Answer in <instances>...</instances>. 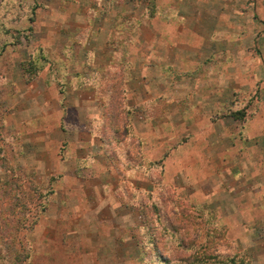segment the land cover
Masks as SVG:
<instances>
[{"label": "rangeland", "instance_id": "1", "mask_svg": "<svg viewBox=\"0 0 264 264\" xmlns=\"http://www.w3.org/2000/svg\"><path fill=\"white\" fill-rule=\"evenodd\" d=\"M182 1L0 0V264H154L146 219L169 264L192 240L204 264H264V0L188 2L215 37L197 71L163 21ZM190 137L216 162L196 184Z\"/></svg>", "mask_w": 264, "mask_h": 264}, {"label": "crops", "instance_id": "2", "mask_svg": "<svg viewBox=\"0 0 264 264\" xmlns=\"http://www.w3.org/2000/svg\"><path fill=\"white\" fill-rule=\"evenodd\" d=\"M189 1L190 0H183L180 3V5H179L180 10H177V15H176V17L174 16L175 18H172L169 21V18H170L169 17V18L164 19L163 21L164 22H174V21L177 22L178 21L179 23H182L183 26L179 30V32L181 31L183 40H182V42H180V43L178 42V44L173 45V46H175L174 47L175 48V50H174L175 57H178V58H175V61L178 60L180 57H183V56H185V58H187V59L192 58V60L195 62L192 63L190 70L191 71H197L201 67V64L204 62L203 59L205 57L209 56L210 52L208 53V55H207V53H204V52H206V49H207V47H209L210 44H213L215 42V37H212L211 34L209 35L207 33H204L203 30L199 29L197 26L189 25L192 22H195L194 17L192 16V14H190L191 10L187 11L189 9L188 8V6H189L188 2ZM201 27L204 28L203 26H201ZM184 45H186V46H184ZM168 50L166 53L164 52L165 54L163 55L162 58H160L161 60H158L157 66L156 65L154 66L153 64H151V65L141 64L140 65L141 68L143 66H145L146 73H141L140 74L141 76H138L136 74L137 72L135 69L133 71L132 80H134V79L136 80V78L139 77V79L144 80V85H146L147 88L148 87L150 88L151 85L150 86L147 85L148 81H150L152 79V77L155 76L156 73L159 72V69L163 65H167V62H165V61L169 57V55H168L169 51ZM177 50H178V52H177ZM198 54H200L203 57V58L201 57L202 60H198V59L195 60V58H196V56H198ZM200 61H203V62H200ZM158 66L160 67L159 69H158ZM149 69L151 71V74L148 73ZM141 72H142V70H141ZM145 78L147 79L146 81H145ZM210 83L211 82H209L208 85H212ZM164 86L167 89H171V87L169 85H167V83H166V85L164 84ZM132 91H131V93H132L131 95L133 98L134 97L137 98V104H144V103L153 102L154 100L160 98L162 95L160 90H159L158 94H156V92L153 91L154 92L153 96H152V94H150L146 99L140 100L137 92L133 93ZM175 93H177V94H175L174 97H180V96L184 95V94H181V93H183V91H180V90L176 91ZM186 93H187V91H185V94ZM161 109H162V112L164 114L163 119L169 123V121L171 119H173L172 114H171L172 110L170 109L169 105H167V104L162 106ZM160 134H161V132H159L158 135H160ZM191 136H192V134H191ZM195 141L198 142L197 140H195V138L190 137L189 141H187L183 145L185 148L189 147V148H187V150H183V153H186V154H183L182 156H181V154L179 155L180 156L179 158H182V159L183 158H185V159L189 158L190 159V162H188L189 164H185L182 160H179V165H181L182 167H186L185 169L183 168L184 173L188 175V177L190 178L189 182H191L192 184L193 183L196 184L198 181H201V180H208L210 178V176L212 175V172L210 173L211 175L207 174L208 171H210L209 169L214 170V168L216 167L215 160L212 157H210V155H208V153H207L208 145H206V146L203 145V147L200 145L198 146ZM188 150H190V152H192L191 154H193V156L188 155V153H187ZM203 168L205 169V172H202ZM178 172H180L179 169H178ZM214 173H215V171H214Z\"/></svg>", "mask_w": 264, "mask_h": 264}, {"label": "trees", "instance_id": "3", "mask_svg": "<svg viewBox=\"0 0 264 264\" xmlns=\"http://www.w3.org/2000/svg\"><path fill=\"white\" fill-rule=\"evenodd\" d=\"M149 2H150V8L151 9L157 8L156 3H155V0H149ZM152 13H154V12H152ZM151 16H153V15H151ZM110 117H112V119ZM108 118H110V123H112L113 121L115 122V119L114 118H117V117H116V114L115 115L114 114L113 115L111 114V115H109ZM103 122L106 123L107 120H104ZM114 124L115 123H113V125ZM114 133L115 134H118L116 131H114ZM153 163L154 164H157L156 162H153ZM150 198H154V195L152 194ZM168 200H172V201L174 200L175 203H176V205H177V207H178V211L181 212V205H182L181 203L182 202H178L177 203L176 202V199H174V198L171 199L169 195H167V196L165 194H160L159 195V201H160V203L166 202ZM155 204L156 203H153L152 205H155ZM143 206H144V208L147 207L144 204H143ZM159 212L162 213V208L159 209ZM162 216H164V215H162ZM162 216L160 214V219L163 220ZM146 221H147V223H146L147 224V228H146L145 234H144V240H143L144 243L142 245V248H143L142 255H144V257H145L146 254H148V252H149L150 257L153 258L155 256L154 264H169L170 261H168V259L165 258V256L163 255V252H161L160 247H159V245L157 243L158 241H157V239L155 237V233H154V230H153L154 229V225H152L151 223H149L147 219H146ZM163 232L169 233V227L166 226L164 228V231ZM2 237H4V236H2ZM177 239H179V241L177 243V249H181V248L183 249L184 247H186L183 244V240H181L179 237H177ZM189 248L190 249H193V254H194V256H192V258H193L192 264H196V263H199V262H201L203 264L204 263H210L209 262V259H214V256H212L213 258H210L209 257V258H204L202 260L199 259V257L197 256V252H196V250H198V243L195 242V240H192L191 246H189ZM179 257H181V256H179ZM0 259H3V261H4L5 259H8V257L5 254H0ZM228 260L234 261L233 259H228ZM220 261H222V260H220Z\"/></svg>", "mask_w": 264, "mask_h": 264}]
</instances>
